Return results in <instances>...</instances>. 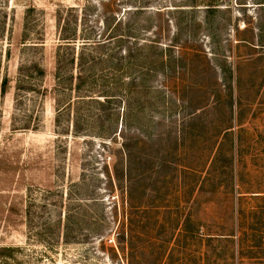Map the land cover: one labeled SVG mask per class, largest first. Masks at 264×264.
Instances as JSON below:
<instances>
[{
    "label": "rangeland",
    "instance_id": "1",
    "mask_svg": "<svg viewBox=\"0 0 264 264\" xmlns=\"http://www.w3.org/2000/svg\"><path fill=\"white\" fill-rule=\"evenodd\" d=\"M209 4L221 7L211 18ZM138 8L145 12H125ZM158 10L162 17L152 16ZM124 14L137 32L162 26L163 45L206 56L198 66L186 55L173 63L179 49L164 48L168 64L147 83L205 82L194 136L174 137L179 128L170 123L181 110L169 91L157 104V92L129 91L141 78L136 68L124 70L121 86L102 63L81 89L70 78L83 29L96 36ZM59 18L78 25L75 44L60 40ZM171 22L182 29L180 43L196 42L173 43ZM129 106L145 119H129ZM122 137L134 154L138 264H226L207 242L177 235L190 214L206 234H228L232 197L247 229L246 255L235 263L264 264V0H0V264H127L117 249L126 195L108 177L124 160ZM207 173L218 179L201 191Z\"/></svg>",
    "mask_w": 264,
    "mask_h": 264
},
{
    "label": "trees",
    "instance_id": "2",
    "mask_svg": "<svg viewBox=\"0 0 264 264\" xmlns=\"http://www.w3.org/2000/svg\"><path fill=\"white\" fill-rule=\"evenodd\" d=\"M217 1L218 0H214V3ZM237 4L242 6V8H247L245 4ZM206 6L207 8L205 11L207 18L213 17L218 11L221 10L220 5L209 4ZM191 7V11L197 10V6ZM125 12H131L129 14L141 15L145 11L138 8L133 13L132 10ZM185 13L186 12H180V14ZM162 14L163 12L158 10L152 16L162 17ZM171 23V28L174 30L173 43L192 44L196 42L195 38H188L184 42L180 43L179 41L182 29L176 22ZM58 24L60 29V40L64 44H75L76 40H78V25L74 28V30L71 29L70 22L67 23V25L63 24V26H61V18H59ZM187 28H190V26L187 25L185 29ZM93 32V30L87 27L83 29V45L81 52L79 51L77 59H75L74 55V59H72V62L70 63V69H72L70 78H76V80L80 82L78 88L81 89L83 84H85V82L90 79L89 75L93 70H95V67L98 64L102 63L109 67L113 74V80H115V82L120 86L123 76L126 73L124 70L127 69L128 71L130 67L136 68L141 72V78L136 76L132 78L129 91H131V93H135L136 91L144 89L150 93L157 92L158 96L155 98L154 104H157V102H162V93L169 91L172 96L175 97V103L181 110V114L176 116L170 123V126L177 127L178 125L179 128L178 137L176 132L174 137L184 139L187 138V136H194V129L198 126L199 120L201 118L199 112L204 111L207 105V96L205 93L207 89L209 90V88L206 87L205 82H202V80L188 81L178 77L164 76L159 86L151 87L147 83L149 80L153 79L159 74V70L165 68L168 64L167 60L163 56L164 48L179 49L180 52L177 56H174L173 63H181L182 58H184V55H186L191 58V65L198 66L199 63H203V59L205 64V60L207 61L206 56L202 58L201 52L188 48V46L178 47L177 45H163L162 39H164V29L162 26H157L153 33L148 29L138 30L137 32L134 24H131L130 21H127L126 14H124L122 17L115 18L114 22L111 24L105 25L104 32L96 34V36L93 35ZM236 41L237 45L244 44L246 47H251L253 45L248 40L237 39ZM108 47L112 48V54L110 55L105 52V49ZM150 51H152V53H150ZM169 64L171 65L172 62H169ZM66 67L69 66L66 65ZM98 103L102 104L100 102ZM130 106L132 107V104H130ZM130 106L127 110V117L129 119L132 113L135 114L134 120L145 119L143 116V111H134V109L130 108ZM124 120L125 117L123 118V125ZM164 123L165 121L158 120V126H162ZM123 128L124 127H122V130ZM122 140L123 143L121 145V150L123 152L124 160H122L119 166L115 167V174L108 176L112 182V185H114L117 190L125 193L127 202V206L123 211L124 222L122 230L118 235L119 246H117V249L119 253L121 252L126 257L127 264H138V246L136 245L137 241L134 230L135 217L133 212L135 207L132 204V192H134L132 162L134 161V154L132 152L133 147L130 138L122 137ZM217 157L218 155L215 154L212 163ZM226 167H229L228 163L226 164ZM217 171L218 167L215 166L213 169V174L215 173L214 175H218L216 173ZM213 174L207 173V176L205 177L201 175L202 178L200 177L198 180L201 191L205 186H207L208 182H211L212 179H215V181L218 179L216 176L214 177ZM232 191L234 192V190ZM230 200L232 205L230 204V218L228 220V227L230 230L228 231V234H206L205 232L209 233V230H204V226L201 224V222H196L195 219H191L193 214H190V218L182 224L179 232L180 234L177 236L185 240H192L197 244H204L207 242L217 255V257L214 259L216 262L224 257V263L226 260V264H236V259L244 258L246 255L243 248V237H245L247 234L246 226L243 224L245 222L244 217L246 213L242 208V205L240 206L239 201H237L235 204L234 197H232ZM235 243L237 252H235ZM220 244H224V246H220ZM218 246L221 247L223 251L220 250Z\"/></svg>",
    "mask_w": 264,
    "mask_h": 264
}]
</instances>
